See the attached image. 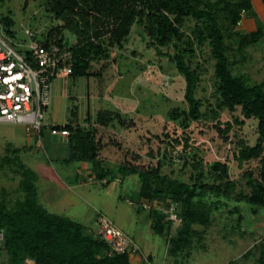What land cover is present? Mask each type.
Returning <instances> with one entry per match:
<instances>
[{
	"label": "rangeland",
	"instance_id": "obj_1",
	"mask_svg": "<svg viewBox=\"0 0 264 264\" xmlns=\"http://www.w3.org/2000/svg\"><path fill=\"white\" fill-rule=\"evenodd\" d=\"M251 5L252 11L244 13L235 28L241 36L257 30L264 32V0H251ZM2 15L11 17L14 39L24 44L43 40L48 30L58 24L47 13L42 0H4L0 4V18ZM220 23L225 31L230 28L226 20L222 19ZM193 24V20L187 21L182 32L189 36ZM226 37V44L230 47L227 56L234 75L245 74L250 85L260 84L264 79V37L243 50L238 49V43L231 36ZM64 38L69 46L75 43L74 36L67 31ZM185 40L183 38L181 43L183 47ZM149 45L150 38L143 27L135 24L121 47H110L108 60L92 63L94 71L106 65L100 77L59 74L51 84L43 135L26 131L22 124L0 123V196L4 189L11 201L21 196L17 192L19 175L8 166L1 167V162L9 147L26 146L28 150L19 156L38 176L36 185L40 203L49 212L81 223L90 234H95L97 217L106 216L140 249L135 256L142 259L133 264H258L264 243L263 207L229 201L211 215V224L207 228L194 227L196 234L184 252L171 253L169 239L176 235L179 224L171 225L170 235L165 230L161 234L154 232L150 227L149 211L143 207L139 196L138 176L121 177L119 163L124 159L131 160L132 153H136L141 155L144 163L162 160V174L186 183L192 182V167L188 165L182 170V161L174 157L181 153L182 144L167 149L162 143L182 133L180 125L169 118V112L188 108L184 99L185 79L167 56L173 53L172 44L158 48L161 55ZM191 63L192 67L204 65L206 72L200 76L196 94L203 104V117L198 122H192L185 135L189 138L190 149H194L191 153L197 152L190 158L198 157L205 174L209 170L208 164L228 159L229 178L236 185L235 193L247 194L250 190L239 174L247 167H254L256 161L239 168L233 158L238 139L230 132L225 141L214 128L218 120L221 123L239 120L240 109L231 113L224 107L218 116L211 113L209 107H215L216 102L214 61L209 47L199 49L195 46ZM73 109H77L75 120L80 127L96 128L97 137H101L104 143L117 139L120 144V147L106 146L101 152L104 167L110 169L105 180H94L82 170L79 172V163L60 162L65 155L60 141L66 139L51 135L50 126L66 124L72 118ZM102 110L119 112L122 117L134 121L135 127L124 129L117 122L106 129L100 127L96 117ZM88 117L90 121L87 122ZM256 126L257 121L249 119L241 127L245 143L252 145L256 141ZM163 154L167 156L165 159ZM211 198L207 197V203ZM237 206L238 213L229 212ZM7 258L1 250L0 262H6ZM26 264L34 263L27 261Z\"/></svg>",
	"mask_w": 264,
	"mask_h": 264
},
{
	"label": "trees",
	"instance_id": "obj_2",
	"mask_svg": "<svg viewBox=\"0 0 264 264\" xmlns=\"http://www.w3.org/2000/svg\"><path fill=\"white\" fill-rule=\"evenodd\" d=\"M42 1L47 13L58 24L51 27L45 38L39 42L47 46L55 40L62 50L72 52L71 76L100 77L106 65L94 71L92 63L108 60L110 47H121V43L125 42L135 24L143 27L150 38L149 46H154L158 55L162 54L158 48L173 45V53L167 56L185 79L184 99L188 108L181 111L173 109L169 112V118L180 125L182 133L174 135L170 141L163 140L162 143L167 149L182 144L181 153H188L190 149L186 131L192 122H198L203 117V104L196 94L200 76L206 72V67L200 64L192 67L194 47H209L210 56L214 61L213 86L216 102V106L209 109L214 116H218L220 109L224 107L231 113L239 108L241 116L234 122L221 123L218 120L214 128L225 141L228 140L230 132L238 139L237 152L233 158L239 168L250 161H256L254 167H247L239 174L250 190L249 193H235L236 185L229 178L228 159L208 164L209 170L205 174L198 157L179 158V154L174 155L177 160L182 161V170L188 165L192 167L191 183L162 174V160L144 163L141 155L136 153H132L131 160L124 159L118 166L121 177L138 176L139 196L142 201L151 205L148 211L150 227L154 232L161 234L165 230L170 235L171 225L179 224L176 235L169 239L171 253L184 252L196 234L194 227L197 225L207 228L211 224V215L226 206L229 201L264 208V79L260 84L250 85L247 75H234L232 63L227 56L230 47L226 44V36L229 35L238 43V49L243 50L264 37V32L260 30L244 36L235 32L242 15L252 11L251 0ZM3 2L4 0H0V4ZM222 19L230 24L226 31L220 23ZM190 20H193L194 24L190 35L187 36L182 29ZM13 25L14 21L10 16L2 15L0 29L3 27L2 30L11 38H15ZM66 31L75 38V43L71 46L64 42ZM183 38L186 39L184 47L181 46ZM77 116V109H73L72 118L66 124L50 126L51 130L63 128L69 132L64 148L65 157L60 162L88 163L91 165L90 177L94 180H105L110 174V169L104 167L101 152L106 146L120 147V144L117 139L104 143L101 137H97L96 128L89 130L80 127L75 120ZM96 118L98 125L104 129L114 122L124 129L135 127L134 121L115 111L102 110ZM249 119L257 121V138L252 145L245 143L241 137V127ZM85 121H90V117ZM43 131L44 129H41L39 134L43 135ZM27 150L26 146L9 147L8 154L1 162V167L8 166L12 172L19 175L17 192L21 194L11 201L4 189L0 196V232H3L0 251L3 250L8 257L6 262L1 261V264H26L27 261L34 264H131V256L134 255H110L108 245L95 234L88 233L81 223L49 212L40 203L36 185L38 176L19 156ZM190 150L189 153L194 151ZM163 157L165 159L167 156L163 154ZM207 179L210 182H207ZM207 197H212L208 203ZM168 202L176 205L175 212L180 221L167 219L168 214L158 209L166 208ZM229 212L238 213L239 207ZM261 249L258 264H264V243Z\"/></svg>",
	"mask_w": 264,
	"mask_h": 264
},
{
	"label": "built area",
	"instance_id": "obj_3",
	"mask_svg": "<svg viewBox=\"0 0 264 264\" xmlns=\"http://www.w3.org/2000/svg\"><path fill=\"white\" fill-rule=\"evenodd\" d=\"M71 59L72 52L62 50L55 40L47 46L38 41L24 44L8 37L0 29V123L22 124L26 131L39 133L45 110L50 104L52 81L59 74L71 75ZM50 131L51 135L60 138L66 139L69 135L63 128ZM142 205L147 210L151 208L145 201ZM175 206L168 204L166 208L158 209L168 214L167 219L180 221ZM96 225L95 236L108 245L110 255H136L140 250L106 216L99 215ZM2 241L3 232H0V246Z\"/></svg>",
	"mask_w": 264,
	"mask_h": 264
},
{
	"label": "crops",
	"instance_id": "obj_4",
	"mask_svg": "<svg viewBox=\"0 0 264 264\" xmlns=\"http://www.w3.org/2000/svg\"><path fill=\"white\" fill-rule=\"evenodd\" d=\"M63 147L65 148L66 140L65 141H60ZM24 147V146H23ZM17 148V147H16ZM65 151V149H64ZM65 157V155H64ZM83 171L84 173H87L88 175L91 174V165L88 163H79V172ZM82 173V172H81ZM91 178V177H90ZM141 258L139 256H131V264L137 263ZM152 264V263H151Z\"/></svg>",
	"mask_w": 264,
	"mask_h": 264
},
{
	"label": "water",
	"instance_id": "obj_5",
	"mask_svg": "<svg viewBox=\"0 0 264 264\" xmlns=\"http://www.w3.org/2000/svg\"><path fill=\"white\" fill-rule=\"evenodd\" d=\"M197 152L194 153H180L178 155L179 158H183V157H192L193 155H195Z\"/></svg>",
	"mask_w": 264,
	"mask_h": 264
}]
</instances>
